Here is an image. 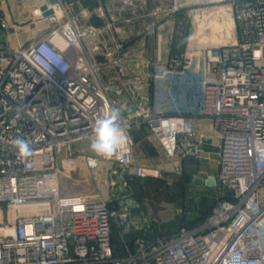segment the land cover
Segmentation results:
<instances>
[{
    "label": "built area",
    "instance_id": "1",
    "mask_svg": "<svg viewBox=\"0 0 264 264\" xmlns=\"http://www.w3.org/2000/svg\"><path fill=\"white\" fill-rule=\"evenodd\" d=\"M230 1L239 38L204 49L201 99L191 111L218 133L214 180L229 198L218 200L200 224L170 234H154L131 196L118 194L110 203L99 193L60 195L59 177L67 176L60 155L66 151L70 161L73 144L90 142L96 119L116 107L129 140L111 159L78 153L90 171L105 160L145 176L130 134L141 123L165 157L208 158L189 112L152 104L141 95V80L125 77L133 69L114 51L103 53L108 64L98 61L101 45L83 42L92 27L66 21L46 36L0 47V205L6 207L0 226L11 227L0 230V264H264V0ZM173 64L151 63V75H181L183 62ZM17 139L30 143L31 156H18ZM114 225L121 235L139 234L122 252L112 243Z\"/></svg>",
    "mask_w": 264,
    "mask_h": 264
},
{
    "label": "crops",
    "instance_id": "2",
    "mask_svg": "<svg viewBox=\"0 0 264 264\" xmlns=\"http://www.w3.org/2000/svg\"><path fill=\"white\" fill-rule=\"evenodd\" d=\"M175 1L176 10L172 7L173 0H0V5L7 7L6 11L0 14V27L6 36L4 29L6 22L33 23L35 37L48 35L66 21H70L80 29L92 27L94 34L84 38L83 42L85 46L92 43L101 45L100 52L95 55L98 61L108 64L109 61L103 53L105 50L114 51L115 55L121 56L122 61L133 69V73H128L125 77L141 80L143 83L141 95L150 96L152 104H157L170 113L177 109L189 112L190 123L197 134L202 136V147L208 155V158L196 160L209 159L214 162V170L197 166L199 172L206 177H215L218 171L217 151L220 143L218 133L210 119L192 114L191 111L196 110L201 99L204 49L216 46L217 40L223 39V23L231 34L232 3L230 0H220L210 4H206L204 0ZM213 13L214 15L216 13L214 29L211 28ZM215 29L216 31L213 32ZM21 31L20 27L13 28L11 34L15 35L14 38L20 39ZM17 41L18 44L21 43L20 40ZM235 41L220 44L218 42L217 46ZM118 44H121L119 51ZM176 56L184 64L178 66V69L183 70L181 75L174 73L163 79L153 78L151 74L154 68L151 67V63H158L164 68H177L173 64ZM109 68L110 66H106V69ZM133 127L130 128L132 137ZM147 130L150 134L149 139L151 141L154 139L157 143L158 155L164 156L157 140L148 128ZM133 139L136 162L143 166L148 165L149 155L140 156L135 151L136 145L142 139L137 142L134 137ZM64 168L66 171L69 169L65 165Z\"/></svg>",
    "mask_w": 264,
    "mask_h": 264
},
{
    "label": "rangeland",
    "instance_id": "3",
    "mask_svg": "<svg viewBox=\"0 0 264 264\" xmlns=\"http://www.w3.org/2000/svg\"><path fill=\"white\" fill-rule=\"evenodd\" d=\"M6 9V6L0 5V14H3ZM211 16V28L213 26L215 28L214 24L216 21H214V16H216V13ZM222 16L224 19V15ZM5 26L4 29L8 39L0 27V47L2 48L14 47L37 37L34 35L35 24L33 23L12 21L6 22ZM23 26H26L25 29L22 28ZM18 27L22 30L20 39L17 35L18 39L14 38V34H11L13 28L18 29ZM209 30L212 31L211 29ZM217 30H219L218 27ZM231 30V34H229L225 23H223L222 33L224 37L221 41L217 40L216 44L218 45V42L220 44L221 42L237 40L239 34L234 20ZM215 31L216 29L213 32ZM227 34L229 35L227 36ZM17 40H20L21 43L18 44ZM213 41L215 42L216 40ZM178 56L174 57V60H180ZM131 132L136 142L141 139L143 141H139L140 143L138 142V145H136V153L140 156L148 154L150 157L148 158L150 160L148 161L149 164L144 165L147 172L145 176L133 178L129 169L115 167L105 160H102L97 167L90 171L84 164L81 165V156L78 154L80 152L92 153L89 150L90 142L82 140L73 145L75 153L71 155L70 169L65 172L67 176L62 175L59 177L60 195L99 193L109 200L110 203H114L115 195L125 194L131 196L140 203L139 214L145 216L153 224L154 234L173 233L180 226L200 222L207 207L214 200L225 194V191L217 187V185L207 186L203 183L196 184L194 182V177L206 178L205 174L199 172L198 167H208L214 170V162L209 159L196 160L198 157L182 159L179 157L167 158L159 156L156 141L149 139L150 134L146 123L134 126ZM141 145H143L142 148L140 147ZM60 156L66 159L68 155L63 150ZM63 164L69 168L68 160H64V163H61L62 169H64ZM114 169H116V173L112 172ZM154 170L159 173L155 175ZM91 173L96 179L91 178ZM112 181L115 182L114 185H111ZM261 191L264 192V182L261 186ZM5 211V205H0V225L6 224ZM119 227L118 225L113 226V234L116 232L114 236L117 238L120 235Z\"/></svg>",
    "mask_w": 264,
    "mask_h": 264
},
{
    "label": "clouds",
    "instance_id": "4",
    "mask_svg": "<svg viewBox=\"0 0 264 264\" xmlns=\"http://www.w3.org/2000/svg\"><path fill=\"white\" fill-rule=\"evenodd\" d=\"M120 108L110 109L107 115H101L96 119L93 127V136L89 143V150L96 157L111 159L115 156L128 142L129 136L121 126ZM17 154L21 158H27L32 155L30 143L24 139L14 141Z\"/></svg>",
    "mask_w": 264,
    "mask_h": 264
},
{
    "label": "trees",
    "instance_id": "5",
    "mask_svg": "<svg viewBox=\"0 0 264 264\" xmlns=\"http://www.w3.org/2000/svg\"><path fill=\"white\" fill-rule=\"evenodd\" d=\"M132 176H133V178H142V177H136V176H134L133 174H132ZM214 186H216V185H214ZM217 187H219L218 185H217ZM220 188V187H219ZM220 189H222V188H220ZM223 191H225V194L223 195V196H221V197H219V198H217L216 200H214L208 207H207V209H206V211H205V214L203 215V217L201 218V221L200 222H197V223H192V224H187V225H183V226H180V227H186V228H191V227H194V226H196V225H198V224H200L205 218H206V216L208 215V213L210 212V209H211V207L218 201V200H220V199H222V198H229V193L226 191V190H224V189H222ZM179 227V228H180ZM179 228H177V229H179ZM176 229V230H177ZM175 230V231H176ZM113 231H114V229H112V243H113V245H114V247H115V249H116V252H122V246H123V243H127V244H129V245H131V244H133V240H134V238L137 236V235H139L138 233H136V232H131V233H127V234H125V235H119L118 236V238L116 237V236H114V234L116 233V232H114V234H113ZM174 232V231H173ZM172 233V232H171ZM165 234H167V233H165ZM168 234H170V233H168Z\"/></svg>",
    "mask_w": 264,
    "mask_h": 264
},
{
    "label": "water",
    "instance_id": "6",
    "mask_svg": "<svg viewBox=\"0 0 264 264\" xmlns=\"http://www.w3.org/2000/svg\"><path fill=\"white\" fill-rule=\"evenodd\" d=\"M207 80H208V77H207ZM194 182L196 184H202L203 183L207 186L218 185V184H215L214 176H207L205 179L195 177Z\"/></svg>",
    "mask_w": 264,
    "mask_h": 264
},
{
    "label": "bare ground",
    "instance_id": "7",
    "mask_svg": "<svg viewBox=\"0 0 264 264\" xmlns=\"http://www.w3.org/2000/svg\"><path fill=\"white\" fill-rule=\"evenodd\" d=\"M70 165H71V164H70ZM70 165H69V169H70V167H71ZM24 210H25V208H19V209H18L19 212H23ZM1 229H4L5 231L8 232V231L11 230V227H10V226H7V227H6V226H5V227L0 226V230H1Z\"/></svg>",
    "mask_w": 264,
    "mask_h": 264
}]
</instances>
